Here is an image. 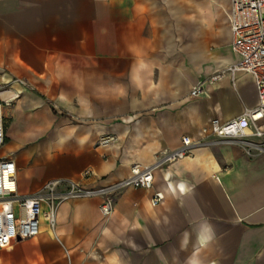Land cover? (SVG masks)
<instances>
[{"label": "crops", "instance_id": "0c3cea01", "mask_svg": "<svg viewBox=\"0 0 264 264\" xmlns=\"http://www.w3.org/2000/svg\"><path fill=\"white\" fill-rule=\"evenodd\" d=\"M230 7L0 0V157L15 161L19 193L52 179L114 184L136 163L154 173L149 189H121L109 217L101 197L70 199L51 226L43 204L39 234L0 248V264H264V154L209 136L191 155L161 162L212 119L259 103L248 73L236 84L206 81L239 59Z\"/></svg>", "mask_w": 264, "mask_h": 264}, {"label": "built area", "instance_id": "2783aa9c", "mask_svg": "<svg viewBox=\"0 0 264 264\" xmlns=\"http://www.w3.org/2000/svg\"><path fill=\"white\" fill-rule=\"evenodd\" d=\"M228 17L233 34L232 49L239 59L221 68L206 81L216 83L229 77L236 84L239 73H248L255 81L259 103L230 120L221 122L217 118L212 119L202 129L198 139L184 136L181 146L166 153L162 163L191 155L192 146L207 143L209 136L213 137V141L238 144L251 157L264 154V0H231ZM204 83L194 86L191 95L201 94ZM111 139L103 138L102 143ZM4 141L5 117L0 100V147ZM153 182V167L136 163L127 178L114 184L87 188L73 180L52 179L38 192L25 195L18 191L15 161L10 157H0V248L39 234L43 204L48 207L45 217L51 226L55 225L59 206L70 199L101 197L100 210L105 217H109L114 212L116 197L121 189H149ZM162 198V193L156 192L152 203L156 205Z\"/></svg>", "mask_w": 264, "mask_h": 264}, {"label": "rangeland", "instance_id": "374dc122", "mask_svg": "<svg viewBox=\"0 0 264 264\" xmlns=\"http://www.w3.org/2000/svg\"><path fill=\"white\" fill-rule=\"evenodd\" d=\"M1 85H3V84H1ZM1 85H0V87H1Z\"/></svg>", "mask_w": 264, "mask_h": 264}]
</instances>
